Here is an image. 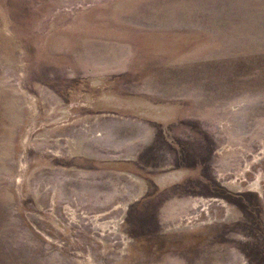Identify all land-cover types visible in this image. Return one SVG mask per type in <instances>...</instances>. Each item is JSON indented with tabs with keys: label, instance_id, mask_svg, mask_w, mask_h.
<instances>
[{
	"label": "rangeland",
	"instance_id": "obj_1",
	"mask_svg": "<svg viewBox=\"0 0 264 264\" xmlns=\"http://www.w3.org/2000/svg\"><path fill=\"white\" fill-rule=\"evenodd\" d=\"M0 264H264V0H0Z\"/></svg>",
	"mask_w": 264,
	"mask_h": 264
},
{
	"label": "bare ground",
	"instance_id": "obj_2",
	"mask_svg": "<svg viewBox=\"0 0 264 264\" xmlns=\"http://www.w3.org/2000/svg\"><path fill=\"white\" fill-rule=\"evenodd\" d=\"M260 182H259V180H257L256 182H254L251 186H250V188H257L258 190H260ZM238 188L240 189L241 187L240 186H238Z\"/></svg>",
	"mask_w": 264,
	"mask_h": 264
}]
</instances>
